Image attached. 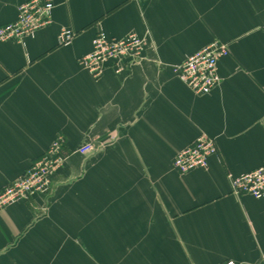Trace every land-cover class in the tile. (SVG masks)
<instances>
[{
  "label": "crops",
  "instance_id": "0c3cea01",
  "mask_svg": "<svg viewBox=\"0 0 264 264\" xmlns=\"http://www.w3.org/2000/svg\"><path fill=\"white\" fill-rule=\"evenodd\" d=\"M29 1L0 0V28ZM50 1L48 27L0 41V191L59 136L68 159L48 196L0 211V264H264V200L230 179L264 167V0ZM100 30L142 38L140 62L96 80L80 60ZM214 42L230 55L196 96L174 67ZM202 136L209 168L179 174Z\"/></svg>",
  "mask_w": 264,
  "mask_h": 264
},
{
  "label": "built area",
  "instance_id": "2783aa9c",
  "mask_svg": "<svg viewBox=\"0 0 264 264\" xmlns=\"http://www.w3.org/2000/svg\"><path fill=\"white\" fill-rule=\"evenodd\" d=\"M54 8L55 5L50 0H30L23 4L18 9V18L0 28V41L24 44L28 38L52 23ZM74 36V32L70 30L63 31L59 37L60 43L67 44ZM145 46V41L137 35L115 39L100 30L92 42L91 53L82 58L80 64L96 80L102 77L107 67H111L117 75H123L140 62ZM229 55L228 46L214 42L175 66L174 72L196 96H206L220 84L218 64ZM65 144L64 138L59 136L20 178L0 191V211L29 198L48 196L51 193L55 179L68 159ZM93 147L92 144H86L80 151L85 153ZM216 154L215 141L202 136L179 152L173 164L181 175L194 170H207L209 158ZM230 179L232 194L235 196L249 195L257 200H264V167ZM225 264L236 262L228 261Z\"/></svg>",
  "mask_w": 264,
  "mask_h": 264
}]
</instances>
